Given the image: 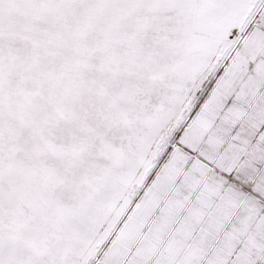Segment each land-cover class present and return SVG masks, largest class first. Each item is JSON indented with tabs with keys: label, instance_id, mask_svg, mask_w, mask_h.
I'll return each mask as SVG.
<instances>
[{
	"label": "snow or ice",
	"instance_id": "snow-or-ice-1",
	"mask_svg": "<svg viewBox=\"0 0 264 264\" xmlns=\"http://www.w3.org/2000/svg\"><path fill=\"white\" fill-rule=\"evenodd\" d=\"M0 264H264V0H0Z\"/></svg>",
	"mask_w": 264,
	"mask_h": 264
}]
</instances>
